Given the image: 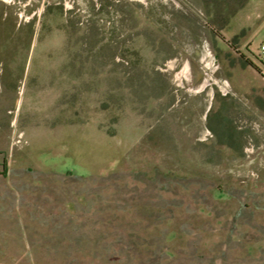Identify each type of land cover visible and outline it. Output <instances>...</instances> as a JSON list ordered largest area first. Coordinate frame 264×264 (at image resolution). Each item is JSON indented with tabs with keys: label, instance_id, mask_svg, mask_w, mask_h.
I'll return each mask as SVG.
<instances>
[{
	"label": "rangeland",
	"instance_id": "obj_1",
	"mask_svg": "<svg viewBox=\"0 0 264 264\" xmlns=\"http://www.w3.org/2000/svg\"><path fill=\"white\" fill-rule=\"evenodd\" d=\"M262 41L264 0H0V264H264L212 231L264 224Z\"/></svg>",
	"mask_w": 264,
	"mask_h": 264
},
{
	"label": "crops",
	"instance_id": "obj_2",
	"mask_svg": "<svg viewBox=\"0 0 264 264\" xmlns=\"http://www.w3.org/2000/svg\"><path fill=\"white\" fill-rule=\"evenodd\" d=\"M48 163V162H43ZM212 231L224 230L231 235H227V243H234V245L243 244L239 247L244 248V254H264V224H235V225H219ZM222 237L214 238L213 242L221 241ZM227 245L225 244V248ZM255 252V253H254ZM258 256V255H257Z\"/></svg>",
	"mask_w": 264,
	"mask_h": 264
},
{
	"label": "built area",
	"instance_id": "obj_3",
	"mask_svg": "<svg viewBox=\"0 0 264 264\" xmlns=\"http://www.w3.org/2000/svg\"><path fill=\"white\" fill-rule=\"evenodd\" d=\"M259 52H260L261 55L264 56V41H262V42L260 43V46H259Z\"/></svg>",
	"mask_w": 264,
	"mask_h": 264
},
{
	"label": "trees",
	"instance_id": "obj_4",
	"mask_svg": "<svg viewBox=\"0 0 264 264\" xmlns=\"http://www.w3.org/2000/svg\"><path fill=\"white\" fill-rule=\"evenodd\" d=\"M252 65L254 66V67H257L254 63H252ZM258 68V67H257Z\"/></svg>",
	"mask_w": 264,
	"mask_h": 264
}]
</instances>
